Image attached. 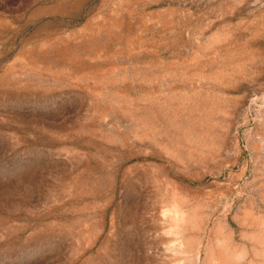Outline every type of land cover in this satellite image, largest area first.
<instances>
[{
  "label": "rangeland",
  "instance_id": "374dc122",
  "mask_svg": "<svg viewBox=\"0 0 264 264\" xmlns=\"http://www.w3.org/2000/svg\"><path fill=\"white\" fill-rule=\"evenodd\" d=\"M0 264H264V0H0Z\"/></svg>",
  "mask_w": 264,
  "mask_h": 264
}]
</instances>
